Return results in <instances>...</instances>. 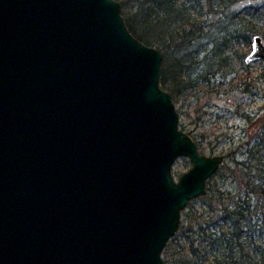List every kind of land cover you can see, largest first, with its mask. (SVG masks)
I'll return each mask as SVG.
<instances>
[{
	"label": "water",
	"instance_id": "obj_1",
	"mask_svg": "<svg viewBox=\"0 0 264 264\" xmlns=\"http://www.w3.org/2000/svg\"><path fill=\"white\" fill-rule=\"evenodd\" d=\"M162 64L119 0H0V264H166L226 156L180 128Z\"/></svg>",
	"mask_w": 264,
	"mask_h": 264
},
{
	"label": "rangeland",
	"instance_id": "obj_2",
	"mask_svg": "<svg viewBox=\"0 0 264 264\" xmlns=\"http://www.w3.org/2000/svg\"><path fill=\"white\" fill-rule=\"evenodd\" d=\"M119 1L124 18L131 17L137 9L135 0ZM256 1H240L234 7L246 9L252 3L256 5ZM212 16L213 23L220 21L218 14ZM263 24L264 19L259 23L263 29L257 34L264 38ZM224 26H213L212 37L204 39L202 47L194 48L195 80L181 83L175 91L167 88L171 84L165 88L172 94L179 112L180 128L192 135L200 151L207 155L226 156L225 163L208 180L210 190L192 200L182 213V225L187 226L193 221L194 230H198V223L208 220L209 225L203 227L210 233L220 228L219 218L223 213L217 215V209L228 206L233 210L242 203L245 207L251 205L252 211H245L251 227L259 230L264 227V194L260 193L261 187L264 188V143L260 145L258 141L264 123L254 130L264 118V61L245 62L252 42L232 48L227 65L219 64L220 57L215 58V62L206 60V53L214 46V36L221 33ZM151 46L160 49L159 45ZM191 165L188 157H180L173 167L175 178L178 179ZM253 186L257 188L252 190ZM188 234L189 231L183 232L168 242L163 258L169 264H179L178 260L183 259L184 248L192 244ZM218 235L220 232L213 236ZM197 244L198 240L194 242Z\"/></svg>",
	"mask_w": 264,
	"mask_h": 264
},
{
	"label": "trees",
	"instance_id": "obj_3",
	"mask_svg": "<svg viewBox=\"0 0 264 264\" xmlns=\"http://www.w3.org/2000/svg\"><path fill=\"white\" fill-rule=\"evenodd\" d=\"M240 1L255 0H135L137 9L125 20L131 32L141 41L160 46L164 58L161 85L166 88L171 84L167 88L175 91L181 83L195 80L194 48L202 47V41L212 37L213 26L226 25L221 33L214 36V46L206 53L205 59L215 62V58L220 57L219 64L222 66L228 64L232 48L250 45L253 36L262 31L263 26L260 27L259 23L264 19V0H257L256 5L252 3L246 9H235V4ZM212 14L220 17L216 24L211 19ZM263 127L264 124L260 132ZM263 131L257 137L260 145L264 143ZM256 188L253 186L251 189ZM209 190L207 187V192ZM260 193L264 194V188L261 187ZM250 206L245 207L242 203L233 210L228 206L217 209L216 214L222 212L223 215L219 218V230L213 233L203 227L204 224L209 225L208 220L199 222L198 230H194L193 221L187 226L180 224L173 238L189 231L192 244L184 248L179 264H264V227L260 230L251 227L245 213L251 210ZM218 232L220 235L213 236ZM197 240L198 244L194 245Z\"/></svg>",
	"mask_w": 264,
	"mask_h": 264
}]
</instances>
